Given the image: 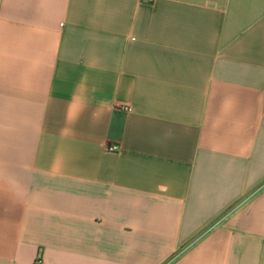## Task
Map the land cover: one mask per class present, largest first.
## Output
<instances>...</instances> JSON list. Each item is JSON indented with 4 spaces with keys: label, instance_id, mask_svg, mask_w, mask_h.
Masks as SVG:
<instances>
[{
    "label": "crops",
    "instance_id": "obj_1",
    "mask_svg": "<svg viewBox=\"0 0 264 264\" xmlns=\"http://www.w3.org/2000/svg\"><path fill=\"white\" fill-rule=\"evenodd\" d=\"M0 264H264V0H0Z\"/></svg>",
    "mask_w": 264,
    "mask_h": 264
},
{
    "label": "built area",
    "instance_id": "obj_2",
    "mask_svg": "<svg viewBox=\"0 0 264 264\" xmlns=\"http://www.w3.org/2000/svg\"><path fill=\"white\" fill-rule=\"evenodd\" d=\"M111 151H118L120 148L118 146H110L109 148Z\"/></svg>",
    "mask_w": 264,
    "mask_h": 264
}]
</instances>
